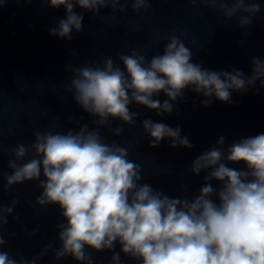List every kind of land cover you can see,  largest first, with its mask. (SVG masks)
Listing matches in <instances>:
<instances>
[{"label": "clouds", "instance_id": "clouds-1", "mask_svg": "<svg viewBox=\"0 0 264 264\" xmlns=\"http://www.w3.org/2000/svg\"><path fill=\"white\" fill-rule=\"evenodd\" d=\"M7 2L0 0V8ZM40 2L53 8L64 6L66 18L49 31L71 40L73 30H83V14L74 10L76 6L94 16L106 7L113 14L126 12L129 4L134 13H140L149 11L155 0ZM188 3L194 8L219 6L226 20L240 14L241 28L251 26L260 11L256 0ZM183 35H167L163 52L150 59L136 50L131 54L118 53L123 67L111 57L79 67L67 66L73 77L64 85L65 93H72L78 105L96 118L95 127L82 125L67 132L36 131L31 144L21 143L10 150V174L0 168V177L6 181L2 191L37 181L42 191L35 205L59 207L63 221L57 224L60 246L54 248L49 243L38 256L27 261L11 257L2 250L6 244L3 232L18 201L12 200L10 206L0 203V264H36L49 252L57 260L71 256L78 264H94L88 249L112 252L110 264H122L121 253L134 264H264V133L239 139L227 148L225 137L221 136L215 146L195 158L191 173L207 171V175L199 194L192 199L169 197L142 182L141 165L129 159L131 145L122 146L129 142L109 143L101 135V127L119 137L124 124L135 125L141 114L130 110L133 102L163 116L172 114V102L183 99L184 90L189 87L205 97L204 107L211 106L212 97L231 102L233 90L246 92L255 88L258 81L264 88V61L258 57L251 61L250 76L235 68L230 72L208 70L192 62L193 53L181 38ZM161 92L168 98L162 103L153 98ZM67 119L71 122L74 117ZM117 119L122 124L113 127L111 121ZM140 126L150 138L151 148L159 147L165 138L171 139L172 148L193 147L188 137L181 135L179 126L173 128L151 119H143ZM29 154L31 158L25 160ZM226 162H243L246 169L229 167ZM213 180L220 182L219 189L212 186ZM182 190H186V185Z\"/></svg>", "mask_w": 264, "mask_h": 264}]
</instances>
